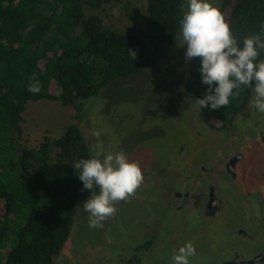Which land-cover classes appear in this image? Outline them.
I'll return each instance as SVG.
<instances>
[{
    "label": "trees",
    "instance_id": "16d2710c",
    "mask_svg": "<svg viewBox=\"0 0 264 264\" xmlns=\"http://www.w3.org/2000/svg\"><path fill=\"white\" fill-rule=\"evenodd\" d=\"M114 1L120 0H0V243L8 247L0 249V264H55L73 236L78 204L89 196L72 166L93 154L80 123L30 145L23 126L30 101L74 106L82 121L91 101L132 94L137 77L170 79L166 96L187 93L195 103L207 90L200 58L187 60L181 42L187 0H147L148 34L86 12ZM222 1L238 41L261 30L264 0ZM34 80L41 82L37 94L27 90ZM251 97L243 87L229 105L202 111L210 125L224 128L217 113L236 114Z\"/></svg>",
    "mask_w": 264,
    "mask_h": 264
},
{
    "label": "rangeland",
    "instance_id": "374dc122",
    "mask_svg": "<svg viewBox=\"0 0 264 264\" xmlns=\"http://www.w3.org/2000/svg\"><path fill=\"white\" fill-rule=\"evenodd\" d=\"M222 2V0H212V3L218 8ZM127 5L129 6L128 8ZM86 12L87 14H99L107 24H111L118 28H136L147 34L149 33L147 26V0L114 1L99 9L87 7ZM181 42L183 44L182 38ZM179 45H181V43L177 44V47H179ZM174 56L175 54L172 53V57ZM171 81L172 80L170 79L163 80L160 78L156 80V78H153L147 82L146 79H143L142 77L133 81V84L137 87L136 93L139 94L137 98H139H136V102H129L125 107L119 109L121 112L126 111V113H133L129 114L126 119L128 122H126L125 125L128 127V130L134 131L136 128H140V130L148 129L155 124L162 126L164 127L166 134H164L160 140H156V152L160 150L163 143L168 141V144L171 146V152L167 156L170 157L174 151L177 152L176 154L184 155V153L187 154L188 151L187 149H184V152H182L185 147V145L182 146V143H188L191 141V146L194 145L195 147L190 153L191 157L193 155L194 160H206L209 161L210 164L216 162L218 165L224 164V148L222 144H216L219 141H223L224 143H229L228 141L234 142L237 135H239V132L241 135H245V132L247 131V136L252 140L247 143L245 141L244 143V145H250L248 146L249 148L244 160H242L240 164L239 173L242 174L246 188L250 189L253 193L258 192L264 184V128L260 127L264 124V113L251 110L249 106L243 111L242 115L237 117H233V111L231 110L220 111L217 113V117L226 123L228 130H225V132L218 131L207 125L202 111L187 93L183 94L184 101L181 103L182 106L176 107L177 112L169 113L167 111L168 108L165 105L174 98L166 96V89ZM99 97L105 96L102 94ZM158 100L159 102L161 100L165 105H162L160 102V105L158 104L155 106L154 104ZM101 103V99L91 101L86 107L85 112L82 114L83 120L79 121L77 109L74 106H68L59 101L46 99L30 101L24 114V138L30 145H39L43 142L45 135H49L51 138L56 139L65 131L67 125L75 122L80 123L86 138L91 139L92 141H95L98 138V135H101L100 133H103L107 140L110 139L113 132H116L119 135V132H117L118 129L112 125L111 121L108 123L106 121L99 122L98 116L102 115L103 111H105L102 108ZM103 104H105V101ZM93 117L96 119L95 122L93 121ZM105 117L106 116L103 118ZM232 129L237 131L235 135H229V132L233 131ZM178 137L180 138L178 139ZM239 138L240 136L238 139ZM211 144L216 146H212ZM166 157L163 159L165 163ZM181 160L182 159L176 161L175 159H171L168 163L163 165L162 171H157V174L156 171L154 173L151 172L155 179L154 187L157 186L160 188L161 194L156 197L150 206L134 207L133 209L121 212V214H117L116 217H114L116 220L111 221L110 229L104 234L102 230H91L88 227L84 230L83 234L85 235L86 233V236L91 238L90 244L93 243V247L96 248L95 251L98 254L97 257L102 254L103 256L106 255L108 247H111L113 250L114 253L110 255V257H107V261L102 264H122V261H120L121 257L116 256V254L122 252L120 247L123 246L130 236L131 238L139 237L138 239H145L156 231V233H159V236L164 237L168 234V230L176 228L179 230L180 227L184 226L183 220L188 221L189 218L186 216L187 218L185 219L182 211H172L175 191L183 189L184 187L190 189L195 188L192 186L191 181L195 172L185 169V159ZM189 163L190 161L187 162V165L191 168ZM143 164L145 166L148 165V160L144 161ZM213 165H211V167ZM199 182H202L201 185H199ZM207 183V178L195 182L194 185H197L199 194L203 193L202 188L199 186L206 185ZM154 187L150 188L152 192H154ZM253 196L260 197L261 194L256 193L253 194ZM246 197L249 196L247 195ZM232 208L233 209L228 211V215L233 224L245 223L247 225H255V223H258L254 218V214L252 211H249V209L237 210L236 206ZM2 213L3 203L0 202V216ZM81 214L82 211L77 209L78 223L81 222ZM176 215L181 217L176 218ZM113 222L116 223L115 227ZM228 234V231L221 233L217 239L218 242L225 243L232 240V236ZM81 235L82 234H80V237ZM105 239H107V241ZM70 244L71 241L65 245L64 249L66 251L61 252L56 257L55 264H59L66 259V256H68L72 250H70ZM218 244L215 242L210 246L213 248L210 249L212 253L217 252ZM88 247H90V245H88ZM88 247L86 248V251ZM204 247V250L206 251V243ZM0 249L5 253L8 247H4V245L0 243ZM97 257L89 256V263L87 262V264H90L91 262L94 263L97 260ZM220 258L223 257L220 256ZM141 260L142 261H140L139 264H153V260L149 259L146 255L142 257ZM211 260L212 259L209 257H200L198 254L191 258L190 263L209 264Z\"/></svg>",
    "mask_w": 264,
    "mask_h": 264
},
{
    "label": "flooded vegetation",
    "instance_id": "af4514ba",
    "mask_svg": "<svg viewBox=\"0 0 264 264\" xmlns=\"http://www.w3.org/2000/svg\"><path fill=\"white\" fill-rule=\"evenodd\" d=\"M138 78L139 77L134 80ZM142 78L146 79L148 82V78ZM134 80H132V84ZM136 90L137 87H135L134 92L128 97H119L117 100L106 99L105 104H103L104 102L102 103V108L105 111H103L102 115L98 116L99 122L106 121L108 123L111 121L112 125L118 129L117 132H119V135L113 132L110 139L107 140L106 136L100 133L101 135H98L95 141L91 139L88 140L92 143V148L102 142L104 153L117 152L120 150L125 151L130 160L137 161L140 164L143 173V182L136 192L127 200L116 203L117 212L112 217L106 219L102 227H89V214L83 210V201H81L77 207V209L82 211L81 222L78 223L76 211L73 237L72 240L69 239L67 242L68 244L71 241V254L69 253L66 259L59 264H87L89 256L97 257L96 248L93 247V243L90 244L91 238L86 236V233L85 235L83 234L84 230L88 227L91 230H102L104 234L110 229L111 221L116 220L114 217H116L117 214H121V212L133 209L134 207L150 206L156 197L161 194V189L157 186L154 187L155 179L151 172L154 173L156 171L157 174V171H162L163 165L168 163L171 159H175L176 161L185 159V169L195 172L191 181L192 186L196 189L184 187L183 189L176 190L172 207L173 212L182 211L184 213V218L186 219L188 217L189 219L188 221L183 220L184 226L180 227L179 230L177 228L168 230V234L164 237L159 236V233H156V231L145 239H138L139 237L131 238L130 236L123 246L120 247L122 252L116 254V256L121 257L120 261H122V264H139V262L142 261V257L145 255L153 260V264H173L171 257L174 254V250H177L180 246L188 242H191L195 247V256L199 254L200 257H209L212 259L209 264H264V184L262 188L256 192L260 193L261 196H253V194L256 193L246 188L242 174L239 173L240 164L242 160H244L249 148L248 146L250 145H244V143L245 141L247 143L252 140L247 136V131L245 135H241L238 131L239 135H237L234 142L228 141L229 143H224L223 141H219L216 144L223 145V165H218L216 162H214L213 164L215 165H213L206 160H194L193 155L191 157L190 154L195 149L194 145L191 146V141L182 143V146L185 145L182 152H184V149L188 151L187 154L184 153L185 156L176 154L177 152L174 151L169 157L167 155L171 152V146L168 144V141L163 143L160 150L156 152V140H160V138L166 134L164 127L155 124L148 129L140 130V128H136L134 131H130L125 125L126 122H128L126 120L128 115L133 113H126V111L121 112L119 109L125 107L129 102L137 101L136 98L139 94L136 93ZM183 94L181 97H174L166 105L163 104L161 100L160 102L168 108L167 111L169 113L177 112L176 107H181V103L184 101ZM190 98L194 100L192 97ZM160 102L158 100L154 105H160ZM248 106L249 102L238 113L235 114L233 112V117L242 115L243 111H245ZM104 116L106 117L103 118ZM216 118L225 125L224 128H215L206 120L207 125L222 132L228 130L226 123L221 121L217 115ZM93 121H96L95 117H93ZM260 127L264 128V124ZM232 130L233 131L229 132V135H235L237 133L234 129ZM239 136L240 138L238 139ZM179 138L180 137H178V139ZM211 145L216 146L213 144ZM165 157L166 163L163 160ZM147 160L149 164L145 166L143 162ZM189 161L191 168L187 165ZM211 165L213 166L211 167ZM203 178H207L208 183L199 186L202 188L203 192L199 194L197 185L194 184L196 181ZM201 183L202 182H199V185H201ZM153 187L154 192L150 190V188ZM247 195L249 197H246ZM234 206L237 207V210L249 209V211H252L258 223H255V225H247L245 223L233 224L229 219L228 211L233 209L232 207ZM177 217L179 218L181 216L176 215V218ZM113 224L115 227L116 223L113 222ZM224 230L229 232L228 235L232 236V240L219 243L217 239L221 233H225ZM80 234H82L81 237ZM105 240L107 241V239ZM215 242L216 244L219 243L218 250L212 253L210 249L213 248L210 246ZM205 243L206 251L204 250ZM88 245H90V247H88ZM87 247L88 249L86 251ZM63 251L66 250L63 249L62 252ZM106 252V255L103 256L102 254L97 257L94 263L91 262L90 264H102L107 261V257H110V255L114 253L111 247H108ZM79 256L82 259H80ZM220 256L223 258H220Z\"/></svg>",
    "mask_w": 264,
    "mask_h": 264
},
{
    "label": "clouds",
    "instance_id": "9594fccd",
    "mask_svg": "<svg viewBox=\"0 0 264 264\" xmlns=\"http://www.w3.org/2000/svg\"><path fill=\"white\" fill-rule=\"evenodd\" d=\"M179 29L186 59L200 58V82L207 86L204 95L196 100L201 110H220L229 105L230 98L239 95L241 88L247 87L252 91L249 108L264 113V25L241 42L212 0H187ZM27 90L39 93L41 82L34 80ZM91 152L72 166L82 182L81 190L89 192L82 203L89 214V227L97 228L115 215L117 202L136 192L143 182V173L140 164L130 160L123 150L104 153L101 142ZM195 255V247L188 242L174 250L171 260L173 264H190Z\"/></svg>",
    "mask_w": 264,
    "mask_h": 264
}]
</instances>
